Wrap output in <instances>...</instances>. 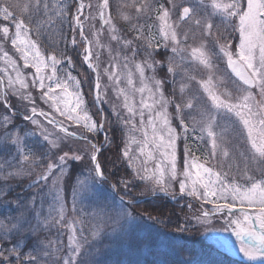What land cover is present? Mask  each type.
<instances>
[{
    "label": "snow or ice",
    "instance_id": "6c2138e0",
    "mask_svg": "<svg viewBox=\"0 0 264 264\" xmlns=\"http://www.w3.org/2000/svg\"><path fill=\"white\" fill-rule=\"evenodd\" d=\"M128 7L131 9L130 14L123 16V20L127 22L124 35L119 38L117 35L112 36L113 40L122 41V50L125 54L123 56L117 54L119 57L117 66L124 71L115 72L108 69L104 71L109 81L114 80L117 86L122 80L126 81L131 91L139 92L141 98L137 108L130 95L124 94L122 109L127 111V116L122 110H118L117 105L110 104L109 107L115 113L118 124L130 126V130L142 132L144 136L143 141L131 139L125 145L123 157H127L128 162H132L131 144H138L140 153L146 159H156L158 153L160 164L150 177L138 171L134 177L117 178L115 173L108 169L106 162L98 158L102 154L103 146L91 144L88 140L90 147L73 150L70 145L63 143L64 136H61L56 129L67 135L68 128L50 113L38 111L33 96L21 92V89L29 87V83L18 76L16 79L19 80V88H17L14 86V80L9 77L4 81V91L0 92V108H2L0 152L11 155L14 151L17 155L13 159L19 160L22 155L23 160L28 161L29 155L22 151L25 146L24 135L28 125H34L46 142L47 151L39 154L44 158L42 162L35 160L33 162L36 167H41L43 163L46 172L42 171L37 179L29 183L28 192L16 193L14 199H9L15 191L13 182L23 185L26 180H31L33 169L13 165L6 160L0 162V204L14 206L12 214L0 218V264H106L105 260L97 258L106 255L105 249L100 245L107 236L106 234L102 236L100 227L91 231L90 237L84 236L81 228V234L77 237L76 228L69 224L68 226L72 227L69 240L73 246L70 248L71 255L66 259L60 255L65 246L59 236L53 241L48 235L52 227L62 228L66 223L60 189L61 179L66 174H73V168H69L73 161L85 160L90 173L93 174V181L99 178L113 189L123 191L125 196L131 195L133 185L140 187L135 184L138 178L140 181L151 179L152 186L148 188L147 194L154 197L158 193H163L175 200L183 194L200 201L199 212L194 210L191 216L184 217L183 224H177L178 233H188L196 225L209 223L213 217H221L224 219V230L230 229L240 241V252L249 261L264 262V100L259 103L255 100L256 95L264 97V0H133ZM92 8L93 6L86 5L84 0H59L57 5H53L52 0H29L28 3L23 4L4 0L0 2V24H3L0 27V41L4 44L10 42L21 53L23 66L35 69L30 84L41 90L39 99L45 103L55 102L56 112L60 117L82 124L88 133L101 134L106 125L111 127L108 116L104 114L103 107L94 112L97 117L95 121L87 115V109L84 107L85 96L81 94V81L68 71L72 66V58L67 56V51L82 55L84 64L96 74L94 89L97 95L93 106L95 107L96 101L101 104L105 102L100 95L102 88L99 66L94 68L92 65L94 53L90 45L93 42L84 35V22L81 19L87 10L88 19L92 20ZM108 8L109 0H103L102 6L98 9L105 25L110 24L104 11ZM17 10L26 15L21 18ZM141 20L144 21L143 24L140 23ZM149 21L155 22L160 39L148 34ZM65 25L68 30H72L75 26L71 38L64 35ZM112 27L115 32V26ZM33 29L36 40L21 38L27 37ZM54 30L60 34L59 41L55 39ZM77 33L80 37L79 44ZM197 33L200 34L201 39H207L209 43L192 47L191 56L210 69L214 62L212 58L219 59L222 54L227 67L235 74L239 83H236L234 93L222 98L221 94L213 92L208 87L209 80L204 85L208 93L207 98L194 95V104L180 97L181 102L173 101V106L178 114H181L182 108L192 111L199 108L197 113L200 116L197 121L199 139L205 143L211 142L210 158L216 157L219 150L224 158L232 159L230 152L220 148L217 143L220 139L216 132V129L221 127L219 121L235 117L236 120L232 121L233 125L242 124L243 129L247 130L246 136L243 131L240 132L245 139L244 151L239 152V156L245 160V167L241 171L243 183L233 182L226 174L214 171L212 166L206 167L197 163L195 157L185 161L183 179L178 180L177 141L180 136L176 128L171 125L167 111L169 101L165 99L162 89L169 73L173 76L172 82L176 83L175 77L181 73L174 71L173 65L177 56L183 57L187 53L188 41ZM41 37L50 47L58 49L55 54L51 56L41 54L37 44V40ZM233 39H238V51L235 57L230 50V41ZM82 45L89 46L83 47L81 53ZM4 55L7 56L8 53L5 52ZM66 56L64 79H60L57 76V69ZM157 56L160 57V61H157ZM137 60L141 62L137 63ZM130 63L132 68H129ZM13 67L15 68V64ZM49 67L50 74L45 75L44 69ZM133 69L139 74L142 84L139 88L135 87ZM157 71L164 73V80L155 78ZM146 72H151L153 75L146 77ZM146 80H152L153 86L149 87ZM69 81L74 82V91H69ZM57 89L60 90L59 93L56 92ZM118 91L125 93L124 88H119ZM146 92L151 103L144 98ZM172 94H176L175 89ZM16 96L20 99L16 100ZM61 101L63 107L58 106ZM145 110H147V125ZM81 111L85 113L84 116L80 115ZM188 115H191V111ZM40 117L51 126V130L42 123ZM137 117L139 128L136 126ZM26 121L28 124H25V128H21L20 125ZM180 124L184 126L186 136L188 126L184 124L183 115ZM257 129L259 132L254 135ZM192 130L195 132L197 128L193 127ZM103 139L107 143L109 138L105 135ZM150 145L153 148L146 151ZM183 151L191 156L187 146ZM50 156L57 158L54 163H47ZM54 168L58 170V174L50 183L49 177L54 175ZM193 168L194 173L191 171ZM249 172L252 174L249 175ZM173 182H178V192L173 191ZM32 189L36 191L33 192ZM75 191L74 189V197ZM49 196L52 197L51 202L48 201ZM120 201V204H101L100 207L109 221L120 226L116 239L121 244L127 242L131 248L135 245V241L126 240L127 230L121 222L127 223L132 217L129 211L132 201L129 200L125 204L123 197ZM46 203H48V215L44 216ZM203 204L212 207L204 209ZM53 205H59V210L57 211ZM187 207L193 209L191 203ZM147 219H153L150 212ZM156 222L165 223L162 219H157ZM113 231L117 230L114 228ZM54 245L58 246L54 248ZM114 264H125V261L117 260ZM127 264H156V262L136 258L134 261L129 259Z\"/></svg>",
    "mask_w": 264,
    "mask_h": 264
},
{
    "label": "trees",
    "instance_id": "16d2710c",
    "mask_svg": "<svg viewBox=\"0 0 264 264\" xmlns=\"http://www.w3.org/2000/svg\"><path fill=\"white\" fill-rule=\"evenodd\" d=\"M85 1L93 6L92 16H94L97 24H101L98 9L102 0ZM0 2H4V0H0ZM8 2L23 4L28 3L29 0H8ZM52 3L53 5H57L59 0H52ZM127 5L128 0H109L110 15L114 20H117L119 27V31H115V35H117L118 38L124 35V29L127 28V22L123 20L125 13L124 7H127ZM17 12L18 15H21V18H23V15H26V13L21 14L19 10H17ZM2 26L3 24H0V27ZM96 26L99 28L98 25ZM65 29L66 31L64 35L71 38L72 31L75 30V26H73L72 30H68L67 25H65ZM33 32L34 29L30 33L36 40L37 38L33 35ZM85 32L88 33L86 25ZM54 33L55 39L59 41V32L54 30ZM105 33L106 28L103 27L102 34L105 35ZM77 41L79 44L80 37L78 33ZM234 41L232 40L230 42ZM37 42L47 55L55 54V52L58 50L50 47V45L44 41L43 37L37 40ZM60 47H63V45H60ZM83 47L84 45H82L80 48L81 53ZM113 47L116 51V54L119 53L121 56L125 54L122 50V41L118 42L117 40H114ZM94 53L95 56H97L96 46ZM67 56H71L72 58V66L70 68L79 77L82 90H84L86 98L91 100L89 101V105L92 112L94 113L99 109L96 105L95 107L93 106L94 75L92 71L84 64L82 55L79 53L73 54L70 50H68ZM67 56L62 61H65ZM99 57L98 62L100 61ZM59 58L60 57H58V59ZM14 86L19 88V85L14 84ZM0 92H2L1 80ZM21 92L24 95L33 96L38 110H43L52 115L48 103H45L43 100L39 99L41 92L39 88H34L30 84L28 88L21 89ZM15 99L19 100L20 97L16 96ZM102 99L105 101L102 104L104 114L108 116L111 127L107 125L105 127V131L109 139L107 143L104 142L102 145V154L100 155L99 159L106 162L108 169L115 173L117 178L134 177V171L130 168L126 158L122 155L128 135L127 126L117 123L116 115L109 107L110 103H107L105 98L102 97ZM25 103L29 102L25 101ZM0 111H2V108H0ZM40 120L51 130V126L47 125V122L43 120V117H40ZM25 124H28V122L26 121L24 124H21L20 127L25 128ZM73 130L81 134L82 138L68 134L66 135L65 133L61 132L60 129H56V131L61 136H64L63 143L70 145L73 150L90 147V144L87 142L89 139L91 144H100L101 141H103L102 133H88L83 126H78L77 129L75 128ZM25 133V146L22 151L29 155L28 161H24L22 155L20 156L19 160L13 159V157L17 155V153L14 151L11 155H9L7 152H0V162L6 160L13 165L33 169L31 180H26L23 185L13 182L15 191L12 193L9 199H14L16 193L23 194L28 192L29 183H31L32 180L37 179L42 171L46 172V168L44 167L43 163H41V167H36L35 163L33 162L34 160L36 162H42L44 160V158L39 154L47 151L46 142L43 140L39 130L36 129L34 125L29 124L28 128L25 129ZM85 137H87V140H85ZM51 138L52 137H50V139ZM117 146H119V148H117ZM71 154L72 153L70 152V155ZM56 159L57 158L55 156H50V158L47 160V163H54ZM182 161L183 158H181V166ZM71 167L73 168V174H66L60 182L61 194L64 201V215L66 223L62 228L52 227L51 231L48 233L49 238L53 241H55L57 236H59L60 241L65 246L64 251L60 253V255H62L65 259L71 255L70 248L73 246L69 240L72 235V227L68 226L70 224L76 228L77 237H79L81 234V228H83V235L87 237H90L91 231H93L96 227H100L102 229V236L106 234L107 238L102 240L100 246L105 249L106 255L97 258L105 260L106 264H114V262L117 260L125 261V264H127L129 259L134 261L136 258L147 261H155L156 264H254L234 257L228 251L208 241L204 236L205 232L200 230V228L203 227V224L196 225V227H194L188 233H178L176 230L177 224H183L184 217L191 216L195 208L194 204L193 209H189V207H187L186 203L189 201L188 198L179 199L176 202H173L167 197L161 195L145 199L140 202H132V207L129 208V211L132 213V217L127 221V223H124L123 221L121 223L124 224V227L127 230L126 240L135 241V245L130 248L127 242L121 244L116 239L117 235L119 234L120 226L113 224L107 218L99 216L101 212L104 213V210L100 207V205L120 204L121 197L132 201L149 195L147 194L148 191L146 189L145 183L137 178L135 184L140 185V187L133 185L131 195L125 196L123 191L118 189L115 191L108 183L102 182L99 178L93 181V174L89 171L87 160L81 162L73 161L72 165H69V168ZM53 173L54 175L49 177L50 183L55 179V175L58 174V170L54 168ZM74 189L76 190L75 197L73 196ZM31 191L34 192L36 189H32ZM48 201H52L51 196L48 197ZM123 201L125 204L128 202L124 199ZM73 206H75V211H73ZM13 207V205L0 204V218H3L5 215L12 214ZM53 207L56 208L57 211L59 210V205H53ZM149 212L153 217L152 220L147 219ZM161 213H163V215H161ZM43 215H48V203L44 205ZM157 219H162L165 221V223H157ZM114 228L117 231L114 232ZM57 246L58 245H54V248ZM182 252L185 254L182 255Z\"/></svg>",
    "mask_w": 264,
    "mask_h": 264
},
{
    "label": "rangeland",
    "instance_id": "374dc122",
    "mask_svg": "<svg viewBox=\"0 0 264 264\" xmlns=\"http://www.w3.org/2000/svg\"><path fill=\"white\" fill-rule=\"evenodd\" d=\"M104 11L106 12V15L108 18L107 10H104ZM82 17H83V15H82ZM82 17H81V19H82ZM82 21L85 22L83 19H82ZM90 23H91V20L89 21V19H87L85 22V24L87 26V30H88V35H89V30H90ZM113 25L115 26V29H117L119 31V28L114 23L111 24V26H113ZM100 30H101V28H99L98 30H96V29L92 30V36L95 37L96 42H98V41L100 42V37L102 35V32ZM152 30H153V28H152ZM154 32H156V34H157V29L154 30ZM113 35H115V32L113 31V27H111L110 29L107 27V32L105 33V37H106L107 42L112 40ZM10 36H11V32H10ZM154 36H157L160 38L159 35H154ZM21 38L22 39H33L30 34H28L27 37L22 36ZM208 43L209 42L207 41L205 45H207ZM101 47L108 48V45L104 44V45H101ZM230 49L233 52L234 57H235V54L238 51V47L237 46H236V48L230 47ZM13 50L19 53L20 58H19V56H17V54L13 53ZM5 52L8 53L7 56L4 55ZM40 52L42 55H45L41 49H40ZM104 58H105V56H102V55L99 57L100 60H103ZM182 58H185L186 61ZM108 59H112V58H108ZM191 59H195V61L192 62ZM220 59H223L222 54H221ZM213 61H214V59H213ZM19 62H22V64H23V58L21 56V53L17 50V48L10 45V44L9 45L4 44L2 41H0V67L2 69H4L6 71V73H8V76L11 77L14 81H18V83H19V80L16 79L19 76L20 79H23L26 83H30V81L33 78V73L35 72V69L31 68V67H24L23 72H22L21 70L17 69L19 67ZM64 63H65V61L61 60V65L58 66V69H57V76L60 79H64V71H65ZM118 63H119L118 61H112V60L111 61H105L106 69H108L109 71L123 72L124 69H122L121 67H118L117 66ZM213 63H215V62H213ZM14 64H15V68L13 67ZM132 67L133 66H129V68H132ZM173 67H174V71L181 73L180 75L176 76L177 78L175 77L176 83H177L180 91L175 92L176 93L175 95L172 94V96L174 97V99L177 103H179V101H181L180 97H183L184 100H190L195 104V100L193 99V96L195 95L194 91H198V90H199L200 96L207 98L208 93L205 91V87H204L205 83H208L210 80V83H208V87L213 92H215L213 89L214 82H216L218 80V78L220 77L221 73L224 72L223 68H221V69L218 68L217 69L218 75H217V73L215 71V65H213L212 70H211V68L210 69L206 68L200 61H198L195 57H192L191 54H189V53H186L183 57L177 56L176 63L173 65ZM68 71L71 73L72 76H75L77 80H80L79 77L73 72V70L71 68H68ZM44 74L45 75L50 74V67L44 69ZM223 74L225 75V77H223L224 90L221 93L222 98L224 96L230 94V93H234L236 83H239L238 81H236V79L234 77H231L229 80V83H228L227 81L229 79V75H228L227 71H225ZM152 75L153 74L151 72H146V77H150ZM193 77H195V79H192ZM101 78H103V75L101 76ZM155 78L159 79V78H157L156 75H155ZM196 78H197V80H196ZM133 80H134L136 88H139L142 86L141 81L139 79V74H138V72L135 71V69H133ZM199 80L201 81V85L203 87L200 86V84L198 82ZM106 81H107L109 87L107 89H105L104 94L108 97L106 99H107V101H109V103H112V104H115L118 106L119 105L122 106L123 102H124L123 101L124 94H129L130 99L132 101H134L136 104V107L139 108V101L141 98V94L139 92H132L131 89L129 88V86H127L126 81L122 80V82L120 83L119 86H117L115 84L114 80L109 81L108 78H106ZM47 83H48V81L46 80V84ZM146 83H148L149 87L153 86L152 80H146ZM102 85H103V83H102V79H101V88H102ZM198 85H199V88H198ZM119 88H124L125 93H120L118 91ZM175 88L176 87L174 86V89ZM74 90H75L74 82L69 81V91H74ZM162 91L164 92L165 99L169 101L168 106H167V111L169 114V119L171 121V125H172V127L176 128L177 133L180 136V139L177 141V145H178V150H177L178 180L183 179L182 173L184 171V168L186 167L185 161L191 159L192 157H195L197 163L204 164V166H206V167L212 166L214 171H219L222 174H226L228 179H231L233 182L243 183L244 181L241 179V171L245 167V160H244V158L239 156V152L244 151L243 145L245 143V139H244V136L240 135V132L243 131L245 136H246L247 130L243 129L242 124L237 123V124L233 125L232 121L236 120L235 117H229L227 119H221L219 121L221 124V127L217 128L216 132H217V136L220 137V139L217 140V143L220 146V148H223L224 150H227L230 152L232 159L228 160V159L224 158L219 150L217 152L216 157L210 158L209 157V150L211 148V142L209 141V142L205 143L204 141L199 139L200 131H199V127L197 125V121L200 119V116L197 114L199 112V108H197L194 111L188 110L187 108H182L181 114L177 113L178 118L176 119V118H174V116L171 112L170 98L168 96H166L164 88L162 89ZM256 91H258V90H256ZM56 92L59 93L60 90L57 89ZM81 94L85 96L86 103H85L84 107L87 109V115L89 117H91L93 121H95L97 119V117L94 115V113L92 112L91 107L89 105V101H91V100L86 98L84 90H82V86H81ZM195 96H197V95H195ZM144 98L147 100V102L151 103V100H148L147 92L144 94ZM255 100L257 103H259L261 100H264V97H260L259 95H256ZM50 104L54 108L53 111H56L55 102H50ZM58 106L63 107V101H61ZM124 111H125L124 115L127 116L128 115L127 111L126 110H124ZM189 111H191V115H188ZM145 113H146L145 124L147 125V110H145ZM80 115L84 116L85 113L83 111H81ZM181 115L184 116V124L188 126V133L186 136L184 135V126L180 124ZM62 118L68 123L73 122V121L67 120L66 117H62ZM187 120H189V121H187ZM136 126H137V128L140 127L138 117L136 118ZM179 127H181L182 130H179L178 129ZM193 127L197 128V130L195 132L192 130ZM233 128H235V132H233ZM149 132H151L150 128H149ZM258 132H259V129L255 130L254 135L258 134ZM102 135L104 136V134H102ZM133 138L136 141H143L144 140V136H143L142 132L132 131V130H130V126H128L127 144ZM180 141L182 143V146H179ZM185 146H187L188 150L191 152V156H188V154L183 151ZM152 148H153V146L150 145L146 149V151L151 150ZM124 149H125V146H124ZM179 150H181L182 152L179 153V155H178ZM130 155L132 156V162H128V163L136 171V173L139 171V172H142L143 174H145L149 177H150L151 173L156 170V167L159 166V164H160V160L158 158V156H159L158 153H156V157H157L156 159H152V160L146 159V157L140 153L138 144H131ZM179 156H181V158H184V164H183V167L181 170L178 169V167H179V163H178ZM126 159L128 161L127 157H126ZM223 161L226 162V165ZM228 162H229V164H228ZM145 169L147 171H144ZM191 171L194 173L195 169L193 168V169H191ZM248 174H250V172ZM165 180L167 181V176L165 177ZM144 181L149 185V187L152 186L151 179H147ZM172 188H173V191L178 192V190H179L178 182H173ZM181 195H183V194H181ZM183 196H185V195H183ZM189 198L193 201H196L201 206L200 201L195 200L191 197H189ZM207 206H209L210 208L212 207V205L203 204V208L207 209ZM99 216L103 217V218H107L103 214H99ZM224 229H225L224 219L221 217L212 218L211 222L203 224V227L200 228L201 231L205 232L204 236L208 241H210L214 244H217L220 248L228 251L234 257H237V258L239 257V258H242L246 261H249L248 258L242 252H240V250H239L240 241L236 238L234 233L230 229L228 231H225ZM257 262H261V261H257Z\"/></svg>",
    "mask_w": 264,
    "mask_h": 264
}]
</instances>
